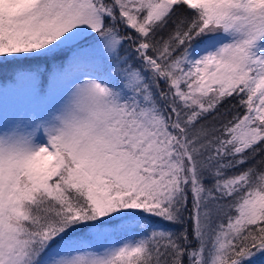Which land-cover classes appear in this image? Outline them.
<instances>
[{
	"label": "snow or ice",
	"instance_id": "obj_1",
	"mask_svg": "<svg viewBox=\"0 0 264 264\" xmlns=\"http://www.w3.org/2000/svg\"><path fill=\"white\" fill-rule=\"evenodd\" d=\"M0 264H264V0H0Z\"/></svg>",
	"mask_w": 264,
	"mask_h": 264
}]
</instances>
